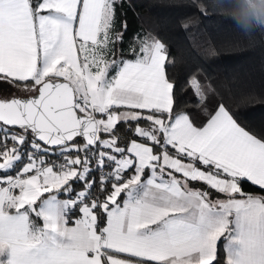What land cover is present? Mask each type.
I'll return each instance as SVG.
<instances>
[{"label":"snow or ice","instance_id":"snow-or-ice-1","mask_svg":"<svg viewBox=\"0 0 264 264\" xmlns=\"http://www.w3.org/2000/svg\"><path fill=\"white\" fill-rule=\"evenodd\" d=\"M162 7L186 9L175 51L129 26ZM214 7L264 49V0ZM197 17L204 0H0V264H264V94L200 63Z\"/></svg>","mask_w":264,"mask_h":264},{"label":"trees","instance_id":"trees-1","mask_svg":"<svg viewBox=\"0 0 264 264\" xmlns=\"http://www.w3.org/2000/svg\"><path fill=\"white\" fill-rule=\"evenodd\" d=\"M152 2L180 4L189 3L190 0H152ZM204 2L207 5V18L197 17L198 24L188 33L190 37L195 36L200 63L214 78L223 79L225 76L235 75L245 79L253 92L264 94V49L261 47L259 33H237L231 20L226 19V10L214 7V5L225 3L226 0H204ZM184 11L186 9L145 8L142 19L137 20L132 16L129 17V26L133 29L139 28L141 24L145 29L150 26L156 27L165 34L175 51L177 45L185 43V34L180 32L176 24V18ZM252 25L255 26V21H252ZM209 36H213L218 43L225 45L217 59L211 58L205 52L207 45L202 42L206 41ZM236 40H239L242 45L255 43L256 46L247 51L226 46L228 42ZM261 113H264V108L257 107L252 112V116L259 119Z\"/></svg>","mask_w":264,"mask_h":264}]
</instances>
